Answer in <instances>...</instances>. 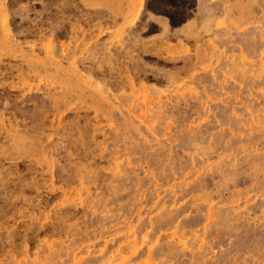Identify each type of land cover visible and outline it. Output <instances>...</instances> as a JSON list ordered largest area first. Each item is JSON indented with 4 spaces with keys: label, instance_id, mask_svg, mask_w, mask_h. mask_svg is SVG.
I'll return each instance as SVG.
<instances>
[{
    "label": "rangeland",
    "instance_id": "1",
    "mask_svg": "<svg viewBox=\"0 0 264 264\" xmlns=\"http://www.w3.org/2000/svg\"><path fill=\"white\" fill-rule=\"evenodd\" d=\"M0 264H264V0H0Z\"/></svg>",
    "mask_w": 264,
    "mask_h": 264
}]
</instances>
